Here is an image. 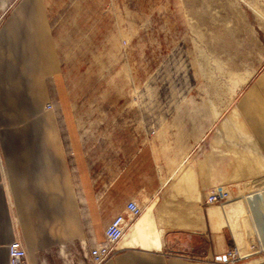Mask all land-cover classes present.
I'll return each mask as SVG.
<instances>
[{
  "label": "crops",
  "instance_id": "0c3cea01",
  "mask_svg": "<svg viewBox=\"0 0 264 264\" xmlns=\"http://www.w3.org/2000/svg\"><path fill=\"white\" fill-rule=\"evenodd\" d=\"M234 113L243 134L164 123L125 163L94 170L49 4L15 1L0 14V264L16 238L28 264H88L118 219L103 264H228V250L233 264H264V66ZM217 185L229 198L206 204Z\"/></svg>",
  "mask_w": 264,
  "mask_h": 264
},
{
  "label": "rangeland",
  "instance_id": "374dc122",
  "mask_svg": "<svg viewBox=\"0 0 264 264\" xmlns=\"http://www.w3.org/2000/svg\"><path fill=\"white\" fill-rule=\"evenodd\" d=\"M46 2L94 170L164 123L243 134L234 105L264 66V0Z\"/></svg>",
  "mask_w": 264,
  "mask_h": 264
},
{
  "label": "built area",
  "instance_id": "2783aa9c",
  "mask_svg": "<svg viewBox=\"0 0 264 264\" xmlns=\"http://www.w3.org/2000/svg\"><path fill=\"white\" fill-rule=\"evenodd\" d=\"M153 132V131H151ZM229 198L227 187L217 185L212 187L205 195L206 204H219ZM126 224L122 219L110 222L104 228L103 241L94 244L88 249V264H103L111 256V250L114 244L122 236ZM8 264H28L26 249L19 238L13 239L7 245ZM237 260L236 250H228L226 253V262L233 264Z\"/></svg>",
  "mask_w": 264,
  "mask_h": 264
}]
</instances>
